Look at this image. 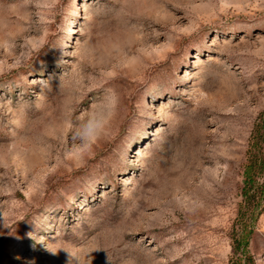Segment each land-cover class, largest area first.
I'll return each mask as SVG.
<instances>
[{"label":"rangeland","instance_id":"obj_1","mask_svg":"<svg viewBox=\"0 0 264 264\" xmlns=\"http://www.w3.org/2000/svg\"><path fill=\"white\" fill-rule=\"evenodd\" d=\"M263 116L264 0H0V264H228Z\"/></svg>","mask_w":264,"mask_h":264},{"label":"trees","instance_id":"obj_2","mask_svg":"<svg viewBox=\"0 0 264 264\" xmlns=\"http://www.w3.org/2000/svg\"><path fill=\"white\" fill-rule=\"evenodd\" d=\"M245 174L246 179L242 190L243 200L240 205L243 223L242 237L239 240L235 239L232 245L234 256L231 257L228 264H246L242 262V256H247L248 229L250 224L256 220L259 213L258 203L264 195V191L261 190V177L264 176V116L249 143ZM236 253L238 256H235Z\"/></svg>","mask_w":264,"mask_h":264},{"label":"clouds","instance_id":"obj_3","mask_svg":"<svg viewBox=\"0 0 264 264\" xmlns=\"http://www.w3.org/2000/svg\"><path fill=\"white\" fill-rule=\"evenodd\" d=\"M76 127L80 133L77 139L81 144L90 147L101 137L105 127V120H99L94 115H89L83 122L78 123Z\"/></svg>","mask_w":264,"mask_h":264}]
</instances>
